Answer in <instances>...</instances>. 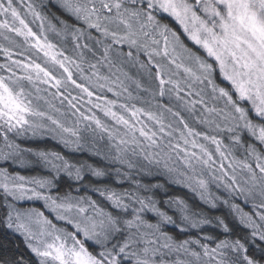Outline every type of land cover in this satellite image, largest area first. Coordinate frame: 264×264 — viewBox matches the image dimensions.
Returning a JSON list of instances; mask_svg holds the SVG:
<instances>
[{
	"label": "snow or ice",
	"instance_id": "1",
	"mask_svg": "<svg viewBox=\"0 0 264 264\" xmlns=\"http://www.w3.org/2000/svg\"><path fill=\"white\" fill-rule=\"evenodd\" d=\"M0 40V225L23 237L35 264H264V0H0ZM69 85L78 96L64 94ZM25 134L72 151L87 144L106 163L21 148ZM33 163L48 175L9 171ZM112 172L164 176L226 208L216 223L227 233L232 216L250 229L253 251L241 239L210 248L174 238L176 213L191 228L211 221L179 196L157 200L163 184L110 187ZM61 173L76 182L66 191Z\"/></svg>",
	"mask_w": 264,
	"mask_h": 264
},
{
	"label": "trees",
	"instance_id": "2",
	"mask_svg": "<svg viewBox=\"0 0 264 264\" xmlns=\"http://www.w3.org/2000/svg\"><path fill=\"white\" fill-rule=\"evenodd\" d=\"M53 11H55V9H53ZM34 25L36 27L34 31H39L38 26L36 24ZM48 36L50 40H53V42L58 44L61 43L60 38L56 37L51 32H48ZM66 42L67 41H65L64 43L66 44L67 48L71 49L72 47L71 43L69 42L66 43ZM99 54L100 53L98 52L97 56H99ZM141 57H143V59ZM141 57H140L141 60H146L143 55H141ZM2 62H4L3 56L0 55V63ZM128 70L132 74L139 73L141 77L144 76L143 70L138 69V67L128 68ZM74 79H76L75 75H74ZM72 90L76 91L77 89L74 86H72ZM61 91H64V89H61ZM141 95H143V93H141ZM84 135L87 136L88 134L84 133ZM22 140L23 141L21 143L23 145H21V148H33L39 150L60 152L62 155L66 156L67 159H69L72 163L75 164H82L86 162L88 164H92L93 166H96L97 164L106 163L105 161L100 160L99 157L91 155L87 149H85L84 151H72L69 148L64 147L63 144L59 143L58 141L51 139L50 137L44 139L38 137H30L28 139H22ZM26 169H29L27 171L32 175H37V174H41L42 176L48 175V169L45 168L42 164L33 163L32 166ZM132 171L134 173V170ZM112 176H113V180L109 186L116 189L128 188L129 190H134L135 185L132 183L133 179L138 180L141 183L151 182L153 184L155 183L163 184L164 188L167 189L166 192L164 189H154V191L158 193V195L155 197L157 200L163 201V200H167L171 196H179L187 201L188 205L190 206L193 212L202 214L211 221V223L204 224L200 228H191L190 226L183 224L179 219V213H176L174 215V219L177 220V225H169L167 226L166 229L169 231V234L172 235L174 238L200 240L201 243L207 244L210 248L215 247L216 243H218L220 240L227 239L229 241H232L235 239H241L242 242H245L246 245L249 247V252L251 253L253 251V248L250 243V241L253 239L250 237V232H251L250 229L244 228L243 226L239 225L238 221L232 216L226 217V222L229 223V228L231 229V231L227 233L224 232L223 229L220 226H218V224L216 223L215 218L217 216H220L221 218H225V214L228 211L226 208L223 209L210 208L209 205L201 201L195 193H192L187 188H183L179 185L167 183L166 182L167 178L164 176H139L133 174L128 178L117 179L115 172H112ZM85 182H87V174L85 177V181H82L81 183H85ZM69 183L75 184L76 182L70 181L63 173H61L59 184L63 191L68 190L67 185ZM213 191H216L217 194H219L220 190H216L213 187ZM83 193L84 190L81 188V194ZM2 205H3V196L2 194H0V214H2L3 212ZM165 210L169 212V215L173 214V210L168 209L166 205H165ZM181 227L185 228V231L180 232ZM205 237H212V239H206ZM245 237H247V240H245ZM256 243L259 244L260 242L257 240ZM0 245H3V247H0V257L8 260H12V259L20 260V258L23 257L26 264H35V258L27 249L23 237H21L16 233L9 232L8 230L4 229L2 225H0ZM191 247L196 251H201L198 245L193 244L191 245Z\"/></svg>",
	"mask_w": 264,
	"mask_h": 264
},
{
	"label": "rangeland",
	"instance_id": "3",
	"mask_svg": "<svg viewBox=\"0 0 264 264\" xmlns=\"http://www.w3.org/2000/svg\"><path fill=\"white\" fill-rule=\"evenodd\" d=\"M28 2V0H24V3L26 4ZM20 10L21 12H26V8H24L22 5H20ZM29 20H31L32 18L29 16L28 17ZM36 24L38 26L39 22L37 21L36 23H33L31 26L33 27V30L36 29L35 25ZM48 34V33H47ZM0 43H5L4 41L0 40ZM67 43V42H66ZM98 48V46H96ZM127 47V46H126ZM126 50V48H125ZM99 51H97L98 53ZM87 58H92L91 54L90 53H85ZM143 59V57H141ZM145 58V57H144ZM146 59V58H145ZM126 70H128V67H126ZM129 74L130 75H133L130 71H129ZM76 79H78V77L75 75ZM78 82H81L83 83V81H79ZM41 87H44L43 85ZM51 92H54L55 89H50ZM68 92H71V95L72 96H78L79 95V92L80 90L77 89L76 91H73L72 90V86L69 85V88H68V91H65V95H68ZM105 95L108 96L109 99H114L115 97L112 96L111 93H104ZM43 95H47V93H43ZM50 98V97H49ZM87 99V97H84V99H81L79 100V103H78V106L80 105H83L84 108H87L89 107L87 104H85V100ZM41 104L43 103L42 101L40 102ZM53 103L56 104L57 107L61 108L62 111L66 112V113H69L68 115V122L71 123L72 121L75 120V117L71 116L70 113L73 111V109H69L67 107V102L65 101V103L63 105L60 104L59 102V99H56V100H53ZM73 103H77V101H73ZM83 110V108H82ZM10 136H13L14 134H9ZM32 137L30 134H25L23 136H20V137H16V143L19 144L20 146L23 145L21 142L23 141L22 139H28ZM89 147V145L85 144V149H87ZM10 163V162H9ZM0 166H8L6 165L3 161H0ZM32 166V164H29L27 166H20L19 164H11L9 166V171L12 172L13 170H15L16 173H19L20 175H23L25 177H33V176H36V177H44L42 176L41 174H37V175H32L31 173H29L27 170L29 169H26L28 167ZM23 171V172H21ZM55 192V190H53ZM73 194H75L73 192ZM42 202L40 201H22L20 203H18L17 207H23V208H27V207H31V206H40ZM38 204V205H37ZM19 235V234H18ZM22 237V236H21Z\"/></svg>",
	"mask_w": 264,
	"mask_h": 264
}]
</instances>
